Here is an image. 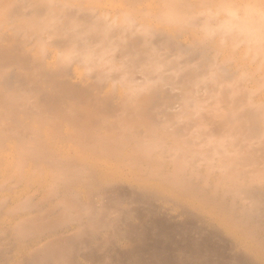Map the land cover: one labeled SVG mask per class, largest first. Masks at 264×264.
Listing matches in <instances>:
<instances>
[{"label":"bare ground","instance_id":"bare-ground-1","mask_svg":"<svg viewBox=\"0 0 264 264\" xmlns=\"http://www.w3.org/2000/svg\"><path fill=\"white\" fill-rule=\"evenodd\" d=\"M0 264H264V0H0Z\"/></svg>","mask_w":264,"mask_h":264},{"label":"rangeland","instance_id":"rangeland-1","mask_svg":"<svg viewBox=\"0 0 264 264\" xmlns=\"http://www.w3.org/2000/svg\"><path fill=\"white\" fill-rule=\"evenodd\" d=\"M175 90H176V89H175ZM176 92H179L178 89H177V91H175V93H176ZM179 109H180V105H179V103H176L175 106H173V108H172L171 110H172L173 112H174V111L177 112ZM174 213H175V214H174ZM174 213H173V214L175 215V217H174L173 214H171V216H173L174 218H176V217L179 218L178 215H177V212L175 211ZM177 218H176V219H177Z\"/></svg>","mask_w":264,"mask_h":264}]
</instances>
